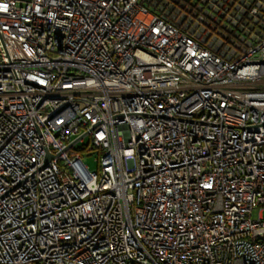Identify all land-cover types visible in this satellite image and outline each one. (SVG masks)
Wrapping results in <instances>:
<instances>
[{
  "label": "built area",
  "instance_id": "obj_1",
  "mask_svg": "<svg viewBox=\"0 0 264 264\" xmlns=\"http://www.w3.org/2000/svg\"><path fill=\"white\" fill-rule=\"evenodd\" d=\"M0 264H264V0H0Z\"/></svg>",
  "mask_w": 264,
  "mask_h": 264
},
{
  "label": "rangeland",
  "instance_id": "obj_2",
  "mask_svg": "<svg viewBox=\"0 0 264 264\" xmlns=\"http://www.w3.org/2000/svg\"><path fill=\"white\" fill-rule=\"evenodd\" d=\"M83 156L85 157V162L88 165L89 169L96 170L97 163L95 162V154L86 155V152L84 151Z\"/></svg>",
  "mask_w": 264,
  "mask_h": 264
},
{
  "label": "water",
  "instance_id": "obj_3",
  "mask_svg": "<svg viewBox=\"0 0 264 264\" xmlns=\"http://www.w3.org/2000/svg\"><path fill=\"white\" fill-rule=\"evenodd\" d=\"M51 157H52V154H51L48 150H46V158H45L44 164H45L48 160H50Z\"/></svg>",
  "mask_w": 264,
  "mask_h": 264
}]
</instances>
